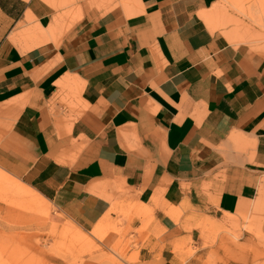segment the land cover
Here are the masks:
<instances>
[{
    "label": "crops",
    "instance_id": "1",
    "mask_svg": "<svg viewBox=\"0 0 264 264\" xmlns=\"http://www.w3.org/2000/svg\"><path fill=\"white\" fill-rule=\"evenodd\" d=\"M216 1L0 0V168L83 232L146 207L134 264H193L264 188V41L210 29Z\"/></svg>",
    "mask_w": 264,
    "mask_h": 264
},
{
    "label": "rangeland",
    "instance_id": "2",
    "mask_svg": "<svg viewBox=\"0 0 264 264\" xmlns=\"http://www.w3.org/2000/svg\"><path fill=\"white\" fill-rule=\"evenodd\" d=\"M225 1H216L207 13L201 14L208 27L215 28L223 19L222 24L234 26L227 32L229 40L246 36L264 41V34L251 32L243 20L259 23L264 12L254 14L242 5L246 0H232L234 3L230 4ZM256 1L264 9V0ZM260 26L263 28L261 22ZM37 33L34 29L25 30L28 36ZM6 127V118L0 117V136ZM260 194L248 206L239 204L223 222L200 224L199 247L190 243L184 257L194 254L193 264H264V188ZM50 207L45 198L0 168V264L135 263L138 239L122 226L121 219L142 215L146 208L143 205L130 203L124 210H117L119 216L112 223L104 215L89 232L69 222L58 223L59 219L50 215ZM143 227L133 231L139 232Z\"/></svg>",
    "mask_w": 264,
    "mask_h": 264
},
{
    "label": "bare ground",
    "instance_id": "3",
    "mask_svg": "<svg viewBox=\"0 0 264 264\" xmlns=\"http://www.w3.org/2000/svg\"><path fill=\"white\" fill-rule=\"evenodd\" d=\"M37 194H38V192H36ZM35 194V193H34ZM40 195V194H39ZM40 196H42V195H40Z\"/></svg>",
    "mask_w": 264,
    "mask_h": 264
}]
</instances>
